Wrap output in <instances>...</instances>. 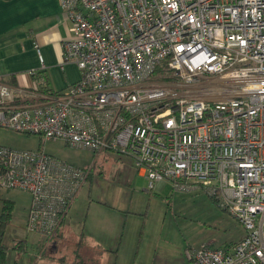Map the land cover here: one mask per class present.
<instances>
[{
	"label": "built area",
	"instance_id": "built-area-1",
	"mask_svg": "<svg viewBox=\"0 0 264 264\" xmlns=\"http://www.w3.org/2000/svg\"><path fill=\"white\" fill-rule=\"evenodd\" d=\"M60 2L80 79L55 90L42 65L32 85L0 82V127L130 157L150 189H205L244 233L192 264H264V0ZM91 171L0 144V187L29 193L25 227L46 244Z\"/></svg>",
	"mask_w": 264,
	"mask_h": 264
},
{
	"label": "rangeland",
	"instance_id": "rangeland-1",
	"mask_svg": "<svg viewBox=\"0 0 264 264\" xmlns=\"http://www.w3.org/2000/svg\"><path fill=\"white\" fill-rule=\"evenodd\" d=\"M0 144L16 149L41 147L78 166L93 168L66 226L52 241L57 244L54 251L42 234L25 227L29 193L0 187V207L5 199L14 201L13 220L4 239L11 247V263L74 264L80 254L86 264H192L188 250L207 244L226 246L243 233L241 223L203 188L181 191L166 183L150 189L130 157L97 156L60 140L43 142L38 135L3 127ZM85 231L87 244L82 237ZM21 239L27 240V251L17 253L12 246Z\"/></svg>",
	"mask_w": 264,
	"mask_h": 264
},
{
	"label": "crops",
	"instance_id": "crops-1",
	"mask_svg": "<svg viewBox=\"0 0 264 264\" xmlns=\"http://www.w3.org/2000/svg\"><path fill=\"white\" fill-rule=\"evenodd\" d=\"M70 26L60 0H0V82L13 87L32 85L30 71L42 65L55 90L78 81L77 64L63 59V41L70 36ZM82 237L87 244L86 231ZM56 246L52 242L51 250Z\"/></svg>",
	"mask_w": 264,
	"mask_h": 264
},
{
	"label": "trees",
	"instance_id": "trees-1",
	"mask_svg": "<svg viewBox=\"0 0 264 264\" xmlns=\"http://www.w3.org/2000/svg\"><path fill=\"white\" fill-rule=\"evenodd\" d=\"M94 167V166H93ZM93 169V168H92ZM92 175V171H91ZM14 201L11 199H5L0 207V264H17L16 261L10 262V249L11 247L4 242L5 235L8 227L13 220ZM17 253H23L27 251V240L21 239L15 241L12 246ZM78 261L74 264H86L80 254L77 255ZM63 260V258H60Z\"/></svg>",
	"mask_w": 264,
	"mask_h": 264
},
{
	"label": "flooded vegetation",
	"instance_id": "flooded-vegetation-1",
	"mask_svg": "<svg viewBox=\"0 0 264 264\" xmlns=\"http://www.w3.org/2000/svg\"><path fill=\"white\" fill-rule=\"evenodd\" d=\"M69 213H70V212H69ZM68 218H69V214H68L66 220L64 221L63 225L61 226V228L58 230L56 236L58 235L59 231H60L62 228H64V225H66V222H67ZM56 236H55V237H56ZM55 237H54V238H55ZM54 238H53V240H54ZM44 239H45V238H44ZM53 240H52V241H53ZM45 241H46V240H45ZM52 241H51L50 243H52ZM45 243H46V242H45ZM46 248H47V246H46V244H45L44 249H46Z\"/></svg>",
	"mask_w": 264,
	"mask_h": 264
}]
</instances>
